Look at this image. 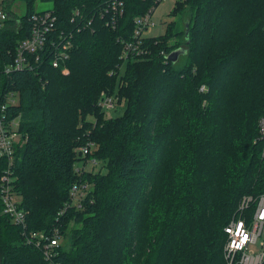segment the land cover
Instances as JSON below:
<instances>
[{
  "label": "trees",
  "instance_id": "obj_1",
  "mask_svg": "<svg viewBox=\"0 0 264 264\" xmlns=\"http://www.w3.org/2000/svg\"><path fill=\"white\" fill-rule=\"evenodd\" d=\"M19 1L20 16L0 2V105L17 94L11 183L27 224L23 232L0 206V264H225L224 227L241 197L264 193V0H175L184 29L167 25L126 59L121 41L156 0H121L122 15L110 0H39L55 18L39 60L5 72L35 25L38 0ZM177 49L181 64L166 58ZM102 94L122 115L105 117ZM88 144L101 169L78 173L87 158L76 150ZM76 183L89 186L79 207ZM54 229L69 241L46 260L26 237Z\"/></svg>",
  "mask_w": 264,
  "mask_h": 264
},
{
  "label": "built area",
  "instance_id": "obj_2",
  "mask_svg": "<svg viewBox=\"0 0 264 264\" xmlns=\"http://www.w3.org/2000/svg\"><path fill=\"white\" fill-rule=\"evenodd\" d=\"M163 0H156L159 5ZM1 2V0H0ZM111 11L122 15V1L110 0ZM108 3V4H109ZM1 4V3H0ZM155 9H151L144 16L134 20V30L131 41H121V58L126 59L131 54H142L141 46L145 40L156 39L152 36L151 29L154 23L151 16ZM7 14L0 5V29L4 27ZM35 25L30 30L27 38L18 42L15 48L13 61L4 67L5 72L11 70L31 69L32 61H38L37 55L46 43V36L54 27L55 18L51 11L37 12L33 15ZM264 32V27L262 29ZM50 34V33H49ZM56 50L52 58V66L57 67L66 58V48ZM164 54V53H162ZM65 72L66 69H63ZM18 103L16 93L9 92L5 95L0 105V164L3 170L0 173V206L1 213L5 215L13 225L19 226L23 232L26 227V211L19 204V199L12 190V170L15 147L21 143V135L18 131V118L11 117L9 108ZM98 105L103 109H114L116 101L111 96L102 94ZM260 158L264 161V116L257 121ZM91 145H85L77 150L80 159L87 158L91 154ZM96 166L94 158H87L85 164H81L75 170L78 173L86 172V164ZM88 184L76 183L69 190L70 204L79 207L80 202L87 196ZM62 214V213H60ZM225 243L223 246V259L225 264H264V193L258 195H244L239 200L236 210L228 224L223 229ZM26 240L40 247L46 260L55 257L57 249L61 246L57 230L52 234L45 231H29Z\"/></svg>",
  "mask_w": 264,
  "mask_h": 264
},
{
  "label": "rangeland",
  "instance_id": "obj_3",
  "mask_svg": "<svg viewBox=\"0 0 264 264\" xmlns=\"http://www.w3.org/2000/svg\"><path fill=\"white\" fill-rule=\"evenodd\" d=\"M11 10L17 15L20 16L24 13V3L19 0H9L11 2ZM2 6V5H1ZM34 8L37 12L42 11H49L52 9V3L50 1L48 2H41L37 1L35 2ZM173 8H175V0H163L161 3L157 6L154 13L151 16V21L154 23V27L151 29L152 36H163L165 34L167 25L172 24L173 30H183L185 26V15L184 14H173ZM175 39L169 40V44H173ZM178 61L179 64L183 63L182 56L180 55L176 62ZM105 117L115 118L123 113V106L117 105L114 109H103ZM76 157H77V150H76ZM81 165V164H80ZM79 163H75L76 167H80ZM86 169L90 170L91 172L97 171L101 169V164L98 162L96 166H91L88 163L86 164ZM65 236L64 238H59V242L62 246H67L69 237Z\"/></svg>",
  "mask_w": 264,
  "mask_h": 264
},
{
  "label": "water",
  "instance_id": "obj_4",
  "mask_svg": "<svg viewBox=\"0 0 264 264\" xmlns=\"http://www.w3.org/2000/svg\"><path fill=\"white\" fill-rule=\"evenodd\" d=\"M186 35H187V33H186ZM184 53V51L183 50H181V49H177V50H175V51H172L166 58L169 60V61H171V62H176V60L178 59V57L181 55V54H183Z\"/></svg>",
  "mask_w": 264,
  "mask_h": 264
}]
</instances>
